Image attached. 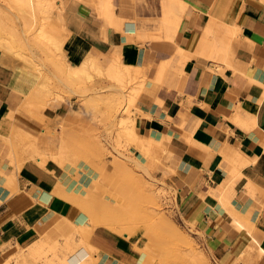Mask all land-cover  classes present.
Instances as JSON below:
<instances>
[{"label": "crops", "instance_id": "0c3cea01", "mask_svg": "<svg viewBox=\"0 0 264 264\" xmlns=\"http://www.w3.org/2000/svg\"><path fill=\"white\" fill-rule=\"evenodd\" d=\"M215 1L109 0L106 16L105 0H59L62 22H50V33L70 60L117 58L147 76L131 111L136 132L149 140V157L138 164H157V178L177 191L181 222L213 264H264V1L242 0L229 22L212 13ZM15 81L0 52V264L52 220L85 214L63 193L70 186L82 193L89 181L53 160L19 161L14 136L42 144L45 123L55 128L69 103L35 117L21 106L30 87ZM89 242L97 264L145 262L131 240L104 225Z\"/></svg>", "mask_w": 264, "mask_h": 264}, {"label": "rangeland", "instance_id": "374dc122", "mask_svg": "<svg viewBox=\"0 0 264 264\" xmlns=\"http://www.w3.org/2000/svg\"><path fill=\"white\" fill-rule=\"evenodd\" d=\"M58 1L54 0L53 4L42 2L40 7L38 0H30L34 11V22L29 23L19 10L10 7L5 0H0V37L10 42L15 51L30 56L38 65L37 68L39 67L38 69L46 74L49 79L47 80L52 84V86L49 84L52 89L50 91L55 93L50 92V96L52 94L55 96L44 95L45 100L41 102L50 103L44 109L50 105L69 103L66 114L57 118L55 128L52 129L45 123L48 134L46 133V141L40 144L39 151L48 154L58 152L59 149L68 151L66 162L56 163L63 167L71 166L77 171L78 178H81V173L85 180H89L92 185L83 183L85 186L82 185V193L87 194L91 189L92 191L97 189L95 194L100 199L89 201V206L97 205L98 200H102L107 203H117L124 212L115 215L100 210L92 219L93 215L89 214V208L79 204L84 213L90 216L91 221L86 229H79L70 234L69 245L71 247H78L81 244L91 245L90 233L96 226L104 225L118 235L131 240L135 248L146 257L144 264H213L197 239H194L193 229L189 230L181 222L175 202L177 191L169 187L165 179L157 178L155 175L157 164L155 166L138 164L139 161L149 157V148L141 149L134 145L125 135L124 126L118 124L125 106L124 92L126 89L133 91V87L140 86L141 80L147 81V76L144 74L139 78L140 81L135 79L137 84L133 82L126 84L127 88L124 90L118 88L119 84L116 81L104 75L99 76L96 72L92 81L70 84L60 82L61 79H58L62 60L66 58L73 64H79L67 57L64 42L59 41L62 50L56 52H62L58 54L46 50L47 48L37 39L41 28L54 36L50 33V22L59 14ZM66 1L60 0L63 3ZM9 63L14 65V59L11 58ZM69 85L74 86L75 93L68 88ZM53 88L58 94L65 96L66 100H55L57 92ZM133 116L136 117V113H133ZM130 123L136 132V122L131 121V116ZM12 144L14 145L13 141ZM16 148L18 150V146ZM20 148L22 150V147ZM96 184H98L97 188ZM165 220L173 222L182 235L166 225ZM51 229L52 226H48V229L37 239L48 234ZM50 235L55 238L54 244H58L59 250L65 249L64 236L54 232ZM92 247L94 248L93 245ZM92 251L90 264H97L99 258L94 257L97 249L94 248ZM32 254V247L29 245L27 248L14 247L6 255L7 260L10 259V264H33Z\"/></svg>", "mask_w": 264, "mask_h": 264}, {"label": "bare ground", "instance_id": "6f19581e", "mask_svg": "<svg viewBox=\"0 0 264 264\" xmlns=\"http://www.w3.org/2000/svg\"><path fill=\"white\" fill-rule=\"evenodd\" d=\"M38 1H39L40 7L42 6L40 4L42 2H47L49 4L54 3V0H38ZM262 1H264V0H262ZM5 2L10 7H13V8H16L17 10H19L21 12V14L23 15V17L25 19L29 20V23H30V21H32L31 23L34 22V11H33L30 0H5ZM108 2H109V0H105V3H103V5H102V6H104L103 7L104 12L103 13L106 16L110 10V7H109L110 2L109 3ZM241 3H242V0H216L214 5H213L212 13H215L216 15L224 14L225 20L229 22L231 20H234V18L236 17L237 7ZM62 5H63V2H62ZM45 10L47 11V9H45ZM61 13H62V10L59 8V14L57 15V19L60 22H62ZM165 27H168V26H165ZM227 27H228L227 31L233 30L232 27H230L229 25H227ZM166 30H167V28H166ZM37 39L41 45H43L45 48H47L46 50H50L52 52L62 50V47H61L62 44L59 42V40L56 39L51 34H49L43 28H41L40 31L38 32ZM212 47H214L213 49H216L215 45H212ZM0 52L2 53L4 62L9 63L11 58L14 59L15 64L13 66H14V69L16 70V81H15L16 84H18L20 87L23 85H28L30 87L29 94H27L26 96L24 95L25 99H24V102L22 103L21 106L23 107V109L28 111L31 115H33L35 117H40V119H44V117L41 113V110L44 109V107H46L49 103H47V101H44V103H42L41 100L44 99L43 98L44 95L50 96V92L52 91V89L49 86L50 81H48L49 79L47 78L46 74H43L42 71L38 69L39 67L37 68L38 65L35 63V61L30 56L23 54V52L15 51L13 45L2 37H0ZM56 53L60 54L59 52H56ZM65 57H66V55H65ZM62 61H63V62H61L62 64L60 63V69L61 70L58 71V79H61L60 82H63V83L73 84V83H76L78 81H87V80L92 81V80H94V77H95L94 72H96V74H98L99 76L104 75V76H106V78L116 81L117 84H119L118 88H120V90H124V88H127L126 84H128V83L133 82L135 84L137 82L135 79H137L138 81L141 80V79L139 80L140 77L138 76V74H139L138 68H136L134 66H129L117 58H114L108 62L107 60L100 61L96 57L87 56L79 64H73V63L67 61L66 58ZM60 72H61V74H60ZM140 83H141L140 86L132 88V89H134L133 91H128V89H126V91L124 92L125 106H123L124 108L122 109V114L120 116L118 124L120 126H124L125 135L129 137V139L132 141V143L134 145H137L141 149H145V148H147L146 145H147V142L149 140H146L143 136L140 135V133L135 132L133 127H132V123L129 124L130 116H131L130 112L132 111V106L139 100V98L142 95V92L146 91L147 87H149V85H150L145 80H141ZM50 85L52 86V84H50ZM68 88L73 93H75L76 89L74 88L73 85H69ZM53 89L55 92H57L55 88H53ZM51 93H54V92H51ZM56 94H57L56 95L57 98L55 100H64V101L66 100L65 96H63L62 94H60V93L58 94V92ZM54 96H52V97H54ZM45 98H46V96H45ZM47 99H49V98L47 97ZM131 121L134 122V120L132 118H131ZM46 129H44V131H43L44 132L43 133L44 134V141H46L47 134H48V130L46 131ZM14 137L15 138L12 139L14 142V146L17 145L18 150H20L21 149L20 147H22V150L20 152L24 153L23 157H21V155L18 154L19 159H21V160H19L20 162H22L26 158H31V159H34V162L37 161L38 164H40V167H43L49 160H53L55 162H58L59 164H64L68 158V157L66 158V156H68L67 155L68 151H65L62 149H59L58 152L57 151L50 152V154H48L47 152L43 153V152L39 151L40 144H39V142H37L35 140L36 137H33L34 138L33 141H29L26 137L21 136V135L19 137H17V136H14ZM49 163L50 162H48V165H49ZM69 163H70V161H69ZM12 164H13V162H12ZM73 165H74V163H73ZM64 167H65V165H64ZM63 169H65V168H63ZM27 171L28 170H26V173H27ZM20 173H22V172H20ZM23 173H24V171H23ZM28 173L32 175L31 172H28ZM29 174H26V175H29ZM23 175H25V174H23ZM61 176H64V175H61ZM12 178H13V176H12ZM31 179L32 178H30V180ZM34 179L36 180L37 177L36 178L34 177L32 181H34ZM38 180H40V179H37V181ZM40 182H43V181L40 180ZM40 182H39V184H40ZM64 183H66V182H64ZM87 183H89V181ZM73 184H71V185H73ZM45 185L46 184H44V185L42 184L41 186H43L45 188L46 187ZM67 185H69V184L67 183ZM67 185L65 184V186H67ZM79 185H80V183H79ZM81 185H83V184H81ZM90 185H92V184H90ZM80 186H78V187H80ZM83 186H85V185H83ZM97 186H98V184H96L95 187L97 188ZM47 187H48V185H47ZM70 187L65 188V190L68 189V191L63 193L64 198L66 197L67 199H69L75 203H78V206L83 205V206H85V208L88 207L90 213L88 212V210H87V212L90 215L91 214L93 215L92 219H94V215H97L98 211H100V210H106L110 213L112 212L115 215H119L120 213H124V212H122V207L120 205H117L116 202H115L116 204H114V203H107V202H104L102 200H98L99 203L97 205L91 204L89 206V201H92L94 199L95 200L100 199L99 196H96V194H95V190H97V189H94L93 191L91 189L87 194L86 193L80 194L79 192H77V190L70 192L69 190L72 189ZM65 190L63 189L62 191L64 192ZM58 193H61L60 190H58ZM112 201H114V200H112ZM87 218H88V220H87ZM89 221H91L90 216L87 217V215L82 214L81 216H79V219L77 221H72V220L67 219V218H62V219H55V220H52V222H49L48 224L52 226L51 231L50 232L48 231L49 232V233L47 232L48 234L39 238L33 244L30 245L32 247V252H33L32 256L34 257L33 264H87V263L90 264V262H92L90 260L91 251L95 247L93 248L92 245H88V244H81L78 247H74V246L71 247L69 245L70 244L69 238L71 237L70 234H73L74 231H78L79 229H81V230L86 229ZM165 223L170 228H173V230L175 229L176 231H178V233L180 232V229L170 220H165ZM52 232L58 233V234L65 237L64 238L65 239L64 245H66L65 249L59 250L58 244H54L55 238H52L50 235V233H52ZM176 234H177V232H176ZM180 234H181V232H180ZM10 263H11L10 259L7 260V262H5V264H10Z\"/></svg>", "mask_w": 264, "mask_h": 264}]
</instances>
